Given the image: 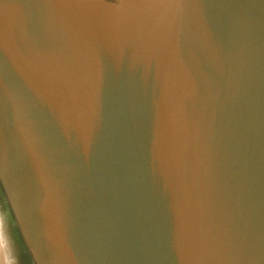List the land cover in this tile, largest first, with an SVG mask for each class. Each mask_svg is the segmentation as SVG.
I'll use <instances>...</instances> for the list:
<instances>
[{"label": "water", "instance_id": "1", "mask_svg": "<svg viewBox=\"0 0 264 264\" xmlns=\"http://www.w3.org/2000/svg\"><path fill=\"white\" fill-rule=\"evenodd\" d=\"M0 191L32 264H264V0H0Z\"/></svg>", "mask_w": 264, "mask_h": 264}, {"label": "flooded vegetation", "instance_id": "2", "mask_svg": "<svg viewBox=\"0 0 264 264\" xmlns=\"http://www.w3.org/2000/svg\"><path fill=\"white\" fill-rule=\"evenodd\" d=\"M0 195H1V198H3L1 191H0ZM2 200H3L2 202L4 204V208H3V204L1 205V202H0V215H2V217H3V218L2 217L0 218V228H2V230L5 229L6 231H8L10 233V236H12L11 235V230H12V232H14L16 234V239L18 241L17 246L15 244H11V246L10 245L7 246L5 241L2 240L3 241L2 249L4 250V257L6 259L13 261V264H15L17 256H19L21 264H32L28 254L25 251L23 244L21 243L20 238L17 234L15 225L13 223L11 216H10L7 205L4 201V199H2ZM4 212L8 216L9 221L6 220L7 217H4V215H5Z\"/></svg>", "mask_w": 264, "mask_h": 264}, {"label": "rangeland", "instance_id": "3", "mask_svg": "<svg viewBox=\"0 0 264 264\" xmlns=\"http://www.w3.org/2000/svg\"><path fill=\"white\" fill-rule=\"evenodd\" d=\"M3 198H1V195H0V202H1V205L3 204ZM3 208H4V204H3ZM4 217H7L6 220L9 221L8 219V216L6 215V213L4 212ZM2 217V215H0V218ZM3 218V217H2ZM15 233L12 232L11 230V235L10 236V233L8 231H6L5 229L2 230V228H0V255H3L4 256V250L2 249V244H3V241H5V243L8 245L11 246V244H15L17 246V239H16V234L14 235ZM3 240V241H2ZM13 241V242H12Z\"/></svg>", "mask_w": 264, "mask_h": 264}, {"label": "clouds", "instance_id": "4", "mask_svg": "<svg viewBox=\"0 0 264 264\" xmlns=\"http://www.w3.org/2000/svg\"><path fill=\"white\" fill-rule=\"evenodd\" d=\"M0 264H13V261L6 259L3 255H0ZM15 264H21L19 256H17Z\"/></svg>", "mask_w": 264, "mask_h": 264}]
</instances>
